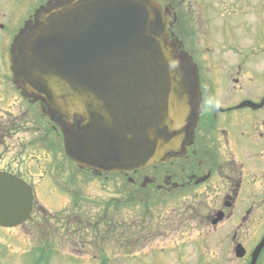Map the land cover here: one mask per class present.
<instances>
[{
    "label": "flooded vegetation",
    "instance_id": "af4514ba",
    "mask_svg": "<svg viewBox=\"0 0 264 264\" xmlns=\"http://www.w3.org/2000/svg\"><path fill=\"white\" fill-rule=\"evenodd\" d=\"M57 1L67 0H0V172L32 189L43 141L55 134L42 137L41 121L29 114L38 104L14 88L8 60L11 43L34 24L35 12ZM153 2L168 39L197 64L201 98L191 107L184 147L166 163L100 177L119 182L124 202L172 204L158 222L165 234L179 235L171 247L209 251L213 264H264V245L256 252L264 239V115H233L264 111L238 107L250 100L243 98L248 85L264 90V0Z\"/></svg>",
    "mask_w": 264,
    "mask_h": 264
},
{
    "label": "water",
    "instance_id": "95a60500",
    "mask_svg": "<svg viewBox=\"0 0 264 264\" xmlns=\"http://www.w3.org/2000/svg\"><path fill=\"white\" fill-rule=\"evenodd\" d=\"M149 0H73L44 16L11 56L16 84L71 121L65 154L96 173L163 163L190 124L191 67L176 58ZM259 108L250 102L240 106ZM31 191L0 173V226L31 210Z\"/></svg>",
    "mask_w": 264,
    "mask_h": 264
},
{
    "label": "rangeland",
    "instance_id": "374dc122",
    "mask_svg": "<svg viewBox=\"0 0 264 264\" xmlns=\"http://www.w3.org/2000/svg\"><path fill=\"white\" fill-rule=\"evenodd\" d=\"M239 31L244 33L242 29ZM4 88L7 87L4 85ZM263 94L262 88L250 84L243 98L253 102ZM233 115H264V111L245 110ZM35 116L38 118L37 112ZM57 146L47 148L55 168L42 158L44 169L34 184L39 206L35 205L41 209L38 220L18 230L0 229V242L20 253L14 258L4 256L6 249L1 248L0 259L5 264H213L209 251L193 245L180 250L170 246L180 242L179 235L173 231L165 234V225L158 222L166 217L164 215L171 214L172 204L167 207L156 203L136 206L119 202L115 207L119 199L124 201L116 193L119 182H115V178L104 180L79 171L64 156L60 137ZM76 213L93 218L90 220L93 225L88 224L85 229L81 220H74ZM102 218L112 226L101 227ZM97 221L100 222L95 224ZM74 225L78 231L75 235L71 233ZM170 228L180 229V224ZM146 252L148 254L144 255Z\"/></svg>",
    "mask_w": 264,
    "mask_h": 264
}]
</instances>
